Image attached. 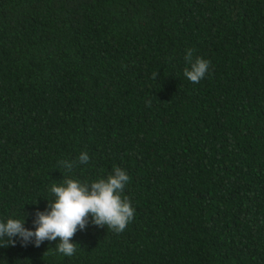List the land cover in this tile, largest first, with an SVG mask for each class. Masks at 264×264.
<instances>
[{"label": "trees", "instance_id": "1", "mask_svg": "<svg viewBox=\"0 0 264 264\" xmlns=\"http://www.w3.org/2000/svg\"><path fill=\"white\" fill-rule=\"evenodd\" d=\"M117 166L123 232L0 264H264V0H0V218L31 228L51 185Z\"/></svg>", "mask_w": 264, "mask_h": 264}, {"label": "clouds", "instance_id": "2", "mask_svg": "<svg viewBox=\"0 0 264 264\" xmlns=\"http://www.w3.org/2000/svg\"><path fill=\"white\" fill-rule=\"evenodd\" d=\"M184 77L192 83H199L209 71L210 61L203 57L193 58V50L186 49ZM90 157L86 151L79 155V163L87 164ZM62 166L71 170V162L62 161ZM130 180L124 169L114 167L105 178L90 182L79 179H64L50 187L52 195L45 210H37L32 227H26V218L10 216L0 218V247L32 244L40 247L45 241H57L55 251L72 257L76 243L72 237L78 230H84L91 223L107 227L114 232H123L134 218V208L125 196L124 190Z\"/></svg>", "mask_w": 264, "mask_h": 264}]
</instances>
